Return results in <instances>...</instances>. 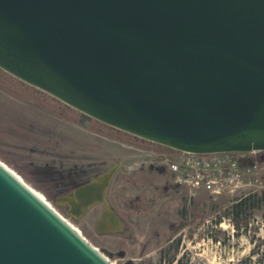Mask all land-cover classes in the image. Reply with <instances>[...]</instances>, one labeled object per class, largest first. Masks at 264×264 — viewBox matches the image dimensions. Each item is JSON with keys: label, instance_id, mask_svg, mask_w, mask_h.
<instances>
[{"label": "water", "instance_id": "95a60500", "mask_svg": "<svg viewBox=\"0 0 264 264\" xmlns=\"http://www.w3.org/2000/svg\"><path fill=\"white\" fill-rule=\"evenodd\" d=\"M0 68L169 149L264 151V0H0ZM0 264L113 263L0 161Z\"/></svg>", "mask_w": 264, "mask_h": 264}, {"label": "rangeland", "instance_id": "374dc122", "mask_svg": "<svg viewBox=\"0 0 264 264\" xmlns=\"http://www.w3.org/2000/svg\"><path fill=\"white\" fill-rule=\"evenodd\" d=\"M138 148L168 150L97 121L0 68V161L111 262L264 264V169L254 187L201 194L187 203L170 175L135 165L141 160ZM114 167L105 198L123 229L108 232L98 227L101 204L75 214L65 198ZM246 197L250 201L237 220L232 207ZM182 222L186 226L178 230Z\"/></svg>", "mask_w": 264, "mask_h": 264}, {"label": "built area", "instance_id": "2783aa9c", "mask_svg": "<svg viewBox=\"0 0 264 264\" xmlns=\"http://www.w3.org/2000/svg\"><path fill=\"white\" fill-rule=\"evenodd\" d=\"M135 151L141 158L135 165L170 175L187 203L201 194L218 196L254 187L264 169L261 164L264 151L261 150L208 154L173 149L138 148Z\"/></svg>", "mask_w": 264, "mask_h": 264}, {"label": "bare ground", "instance_id": "6f19581e", "mask_svg": "<svg viewBox=\"0 0 264 264\" xmlns=\"http://www.w3.org/2000/svg\"><path fill=\"white\" fill-rule=\"evenodd\" d=\"M9 168L8 166H6ZM11 170V168H9ZM13 173H15L13 170H11ZM117 167L111 168L106 173L101 175V184L104 186H107L109 184L110 180L112 179L113 175L116 173ZM16 174V173H15ZM17 175V174H16ZM18 176V175H17ZM20 178V176H18ZM96 179V178H95ZM32 188V187H31ZM33 189V188H32ZM33 191L41 197L49 206H51L41 194H39L36 190L33 189ZM71 200L73 198L71 197ZM99 204H101L104 208L102 218L98 222V227L101 230L108 231V232H119L123 229V224L121 219L118 217V215L113 211V209L110 207L107 199L104 195H101L99 199ZM52 207V206H51ZM53 208V207H52ZM54 209V208H53ZM55 210V209H54ZM56 211V210H55ZM57 212V211H56ZM67 221V220H66ZM70 223V222H69ZM71 224V223H70ZM73 226V224H71ZM75 228V226H73ZM77 229V228H76ZM78 230V229H77ZM79 231V230H78ZM109 259V258H108ZM113 263V262H112ZM115 264V263H113Z\"/></svg>", "mask_w": 264, "mask_h": 264}, {"label": "trees", "instance_id": "16d2710c", "mask_svg": "<svg viewBox=\"0 0 264 264\" xmlns=\"http://www.w3.org/2000/svg\"><path fill=\"white\" fill-rule=\"evenodd\" d=\"M157 145V144H156ZM160 148H167L161 145H157ZM169 149V148H167ZM250 201L249 197L243 198L240 201H238L237 203H235L232 207V213L231 215L233 216V218H236L238 220V217L242 214L243 209L246 207V205L248 204V202ZM220 223V221H216V224ZM248 225V223L246 224ZM186 226V222H182L178 228V230H180L181 228H184ZM237 226H238V222H237ZM171 264V263H170Z\"/></svg>", "mask_w": 264, "mask_h": 264}]
</instances>
